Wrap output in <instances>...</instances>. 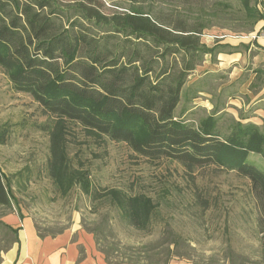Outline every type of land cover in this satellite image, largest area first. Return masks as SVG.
Segmentation results:
<instances>
[{"label":"trees","instance_id":"1","mask_svg":"<svg viewBox=\"0 0 264 264\" xmlns=\"http://www.w3.org/2000/svg\"><path fill=\"white\" fill-rule=\"evenodd\" d=\"M123 1L127 7L107 13L100 0H0V68L13 89L30 95L50 118L48 175L63 195L82 176L67 158L69 122L91 137L125 142L148 160L166 158L189 170L212 164L235 170L251 182L259 211L256 263L264 264V170L250 159L264 158V126L218 114V107L198 121L176 114L185 93L190 101L205 91L206 80L191 76L205 55L215 57L221 47L202 42L208 28L202 5ZM240 1L242 19L253 30L264 11L253 0ZM10 131L8 125L0 130V144ZM115 199L130 225L149 226L148 198L120 193ZM12 205L11 178L0 169V207ZM0 224L17 242L18 228Z\"/></svg>","mask_w":264,"mask_h":264},{"label":"rangeland","instance_id":"2","mask_svg":"<svg viewBox=\"0 0 264 264\" xmlns=\"http://www.w3.org/2000/svg\"><path fill=\"white\" fill-rule=\"evenodd\" d=\"M100 1L107 13L127 7L123 0ZM198 3L206 15L202 23L208 25L202 38L264 41V22L252 31L242 19L240 0ZM251 3L263 8L264 0ZM255 45L260 49L240 47L236 67L205 55L194 72L206 80L205 91L190 101L185 93L176 114L198 121L218 107V114L264 126V48ZM50 123L42 107L30 95L16 92L0 68V130L6 125L11 130L0 144V169L11 178L13 195L12 209L0 207V220L9 213L30 218L41 235L85 231L108 264H257L259 211L248 178L217 164L189 170L166 158L148 160L125 142L91 137L69 122L67 158L82 176L63 195L48 175ZM250 159L264 170L263 157L251 154ZM120 193L149 199L153 214L146 229L123 218L115 199ZM13 239L0 224V258Z\"/></svg>","mask_w":264,"mask_h":264},{"label":"crops","instance_id":"3","mask_svg":"<svg viewBox=\"0 0 264 264\" xmlns=\"http://www.w3.org/2000/svg\"><path fill=\"white\" fill-rule=\"evenodd\" d=\"M259 4L257 6L263 12L264 8ZM261 21L264 22V20L259 22ZM202 42L208 47H214L219 44L221 47L219 53L215 55L216 62L229 68L231 66L236 67L239 64L242 58L240 47H245L242 45L243 43L225 39L224 37L214 40L204 36ZM255 44L264 48V41L258 40L257 43L245 44L248 46L246 49L252 50V47L260 49ZM209 55L211 56V54ZM197 69L195 71H198ZM213 72L215 71L207 70L204 73ZM195 75L194 73L193 76ZM202 76L196 75L193 80ZM3 220L13 228H18L19 231L18 241L3 253L0 264H108L96 249L93 236L85 231L72 229L53 235L41 236L30 218H22L18 214L9 213Z\"/></svg>","mask_w":264,"mask_h":264},{"label":"built area","instance_id":"4","mask_svg":"<svg viewBox=\"0 0 264 264\" xmlns=\"http://www.w3.org/2000/svg\"><path fill=\"white\" fill-rule=\"evenodd\" d=\"M261 35H262V37H264V33H263V34L261 33L260 36H261Z\"/></svg>","mask_w":264,"mask_h":264}]
</instances>
